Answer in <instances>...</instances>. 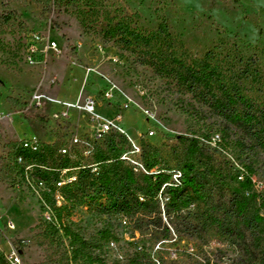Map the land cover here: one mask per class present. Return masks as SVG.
Wrapping results in <instances>:
<instances>
[{"label": "rangeland", "instance_id": "1", "mask_svg": "<svg viewBox=\"0 0 264 264\" xmlns=\"http://www.w3.org/2000/svg\"><path fill=\"white\" fill-rule=\"evenodd\" d=\"M117 23L142 37L166 23L170 38L151 46L107 38L108 27ZM181 65L203 69L207 76L214 71L218 96L220 86H235L264 108V0H0V256L5 264L15 257L20 264H247L238 245L209 225L194 237L172 232L164 240L152 223L160 212L164 218L163 207L155 206L156 200L162 204L161 192L155 201L136 192L144 206L136 207L132 198L130 211H117L119 182L108 188L99 179L117 154L108 145H98L90 157L72 148L70 174L77 181L63 189L56 185L62 173L54 169L64 157L55 153L44 164L41 149L27 155L26 167L33 165L28 172L16 160L22 140L60 147L91 126L90 117L75 110L67 121L56 119L60 108L36 106L35 92L67 102L92 98L97 114L120 117L126 135L115 141L125 149L130 137L156 160L154 172L170 174L171 182L186 159L180 141L186 137L203 147L193 159L201 171L244 177L251 168L254 189L264 195V148L180 83L174 76L183 71ZM167 69L172 76L164 74ZM103 156L111 160L101 162ZM81 166L90 168V175H81ZM135 174L138 191L142 173ZM206 192L210 201L183 189L191 201L188 212L210 215L211 201L221 192L213 183ZM58 199L64 207L60 219L54 210ZM65 229L83 244H75Z\"/></svg>", "mask_w": 264, "mask_h": 264}, {"label": "trees", "instance_id": "2", "mask_svg": "<svg viewBox=\"0 0 264 264\" xmlns=\"http://www.w3.org/2000/svg\"><path fill=\"white\" fill-rule=\"evenodd\" d=\"M105 36L110 39L117 37L128 38L129 41L141 42L146 46H151L153 41H159L170 38L168 25L162 23L158 30L150 37H142L135 31L129 30L123 23H117L109 26ZM128 42V43H130ZM210 55H207V57ZM173 63H179L173 56L168 57ZM182 72H176L175 78L178 79L191 93L199 96L201 100L210 103L217 109L221 115L230 124L235 126L254 141L259 147L264 148V108L259 107L243 96L237 87L229 90L226 86H220L221 96L214 92L215 72L211 71L207 76L202 71L195 68H187L181 65ZM167 76H172L171 70H163ZM218 81V80H216ZM122 137L120 134H110L102 142L96 145L94 155L98 151V145H108L112 151H117L115 158L112 159L109 169L99 174V179L104 187L113 188L115 181L119 182L122 191L119 194L120 203L114 204L117 211H130L129 201L134 198L136 207H143L144 203L139 201L136 192H139L151 201H155L157 196L162 195V204L156 200L155 206L160 209L163 207L164 218L161 212L153 220V225L161 229L164 240H170L172 232L178 237L188 234L194 237L201 229L208 225L215 227L226 237L231 238L234 244L247 256V264H264V195L255 191V183L252 179L253 170L248 168L244 177L239 172L225 174L221 170L209 169L201 171L193 159L203 153V147L199 140L181 137L180 141L185 146L187 155L182 163L181 177L179 184L171 182V175L162 172H154L156 160L147 154H143L141 149L140 159L149 174L142 173V187L136 191V174L133 168L121 160L122 154L127 148L120 146L115 138ZM243 146L245 144H242ZM59 146L56 144H44L43 152L39 153V159L47 164L49 159L58 153ZM20 149H17V153ZM60 156V155H59ZM62 157V156H61ZM64 162L57 169L72 168L69 157H64ZM111 160L107 156L101 158V162ZM55 161V160H54ZM81 175H90V168L81 166L79 168ZM213 183L221 192L219 199L214 202L212 199L211 213L208 217L200 218L197 214L188 212L191 201L182 195L183 189L189 188L196 192L205 201L209 200L207 188ZM229 191L226 196L224 191ZM207 197V198H206ZM55 213L60 219L64 212V207H55ZM263 211V212H262ZM200 219L197 222L193 220ZM165 220V221H164ZM209 221V222H208ZM107 235V231L102 232ZM65 234L75 244H83L80 237L65 229ZM0 264L5 261L0 256ZM210 264V262H207Z\"/></svg>", "mask_w": 264, "mask_h": 264}, {"label": "built area", "instance_id": "3", "mask_svg": "<svg viewBox=\"0 0 264 264\" xmlns=\"http://www.w3.org/2000/svg\"><path fill=\"white\" fill-rule=\"evenodd\" d=\"M32 102L36 106H41L43 104L49 106H58L60 108L59 112H56L55 118L67 121L70 118V111L75 110L78 112H83L90 117L91 126L84 134L72 135L67 139L65 145L60 146L58 153L62 157H69L71 155L72 148H79L85 157H90L95 151L96 145L102 142L110 134H120L126 135L125 131L120 127L119 120L120 117H116L113 120H108L101 115L96 113V101L92 98H87L84 101L67 102L59 100L48 96L47 94L35 92L32 97ZM152 135V132H150ZM129 147L125 151L121 160L130 165L134 172H140L144 174H149L146 170L144 164L142 163L141 156V146L134 142L130 137H128ZM44 144L37 138H31L28 140H22L19 143L20 153L17 155L18 164L24 166L25 171L28 172L33 168V165L27 166L28 162L27 155L38 154ZM54 145V144H51ZM73 168H61L57 172L62 173V177L56 182L57 189H63L73 186L77 181V176L70 174ZM174 185L179 184V179L181 173H175L174 175ZM61 200L56 201V206L61 207ZM57 207V208H58ZM11 264H20L18 257L12 259Z\"/></svg>", "mask_w": 264, "mask_h": 264}]
</instances>
